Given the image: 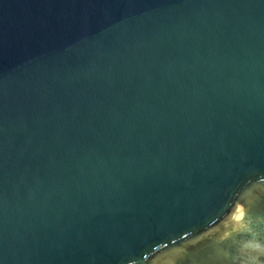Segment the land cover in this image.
Here are the masks:
<instances>
[{
	"label": "water",
	"instance_id": "95a60500",
	"mask_svg": "<svg viewBox=\"0 0 264 264\" xmlns=\"http://www.w3.org/2000/svg\"><path fill=\"white\" fill-rule=\"evenodd\" d=\"M262 219L264 0H0V264H248Z\"/></svg>",
	"mask_w": 264,
	"mask_h": 264
},
{
	"label": "clouds",
	"instance_id": "9594fccd",
	"mask_svg": "<svg viewBox=\"0 0 264 264\" xmlns=\"http://www.w3.org/2000/svg\"><path fill=\"white\" fill-rule=\"evenodd\" d=\"M238 219H243V216ZM264 224V219L260 221ZM264 256V240H254L247 246L248 264H260V257Z\"/></svg>",
	"mask_w": 264,
	"mask_h": 264
},
{
	"label": "snow or ice",
	"instance_id": "6c2138e0",
	"mask_svg": "<svg viewBox=\"0 0 264 264\" xmlns=\"http://www.w3.org/2000/svg\"><path fill=\"white\" fill-rule=\"evenodd\" d=\"M237 218H239V217H237Z\"/></svg>",
	"mask_w": 264,
	"mask_h": 264
}]
</instances>
